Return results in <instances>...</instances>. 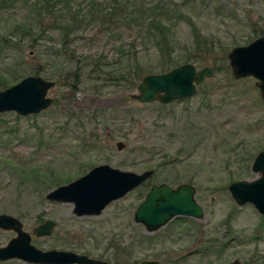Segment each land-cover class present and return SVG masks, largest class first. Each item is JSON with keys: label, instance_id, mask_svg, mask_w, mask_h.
Returning a JSON list of instances; mask_svg holds the SVG:
<instances>
[{"label": "rangeland", "instance_id": "obj_1", "mask_svg": "<svg viewBox=\"0 0 264 264\" xmlns=\"http://www.w3.org/2000/svg\"><path fill=\"white\" fill-rule=\"evenodd\" d=\"M77 1L86 4L90 0ZM173 1L179 7L171 16L166 43L142 41L127 25L120 27L119 41L95 28L84 31L65 48L58 35L34 43L21 40V49L17 47L4 62H22L29 76L38 71V77L55 81L48 97L57 102L37 115L0 113V214L24 216L29 228L37 225L33 219L38 214L58 221L50 243L54 246L60 245L65 230L73 225L80 229L83 240L78 253L109 264H141L144 259L161 264H228L236 260L264 264V215L252 205L237 206L228 190L234 182L260 177L251 167L264 151V101L256 80L234 79L229 60L221 53L264 36V0ZM5 25V21L0 23V46L5 45ZM119 48L126 52L125 57L120 58ZM186 54L199 56L203 64H190L198 69L209 66L214 75L193 97L163 107L127 100L138 93V85L148 74L133 87L124 82L97 84L93 81L97 75L91 76L87 70L75 92L68 89L64 78L66 67L88 63L92 69L98 62L118 68L121 60L128 67L139 65L144 71L162 74L159 68L165 59L180 61ZM4 57L0 53V71L5 68ZM226 64L230 73L223 68ZM103 84L107 86L98 95L94 87ZM118 142L126 145L123 151H118ZM101 165L137 174L153 170L154 174L99 216L77 218L73 205L46 203L49 191ZM184 183L198 189L196 198L205 209L204 220L196 222L189 237H182L175 223L147 234L134 221V213L150 187ZM39 189L43 193L36 192ZM13 237L12 232L0 230V248ZM213 239L217 240L216 251L199 253ZM225 244L229 246L218 252Z\"/></svg>", "mask_w": 264, "mask_h": 264}, {"label": "water", "instance_id": "obj_2", "mask_svg": "<svg viewBox=\"0 0 264 264\" xmlns=\"http://www.w3.org/2000/svg\"><path fill=\"white\" fill-rule=\"evenodd\" d=\"M227 58L233 78L255 79L264 101V36L246 46L233 48ZM213 75L214 70L209 66L198 69L193 64H184L167 73L147 75L138 85V93L129 95L127 100L141 104L157 102L169 105L193 97L197 88ZM55 87V81L28 76L0 91V113L15 112L24 117L42 113L53 104L48 93ZM125 148L124 143H117L118 151ZM251 170L260 177L254 181L234 182L229 185L228 190L237 206L252 205L259 214L264 215V151L255 157ZM153 174V170L137 174L101 165L80 179L58 187L49 194L48 199L74 204V211L79 217L99 216L111 203L123 199L148 182ZM196 194L197 190L191 184L181 185L178 189H173L168 184L153 185L138 207L135 221L143 224L148 232L154 233L176 217L203 219L205 212L198 203ZM16 223L18 221L15 218L0 215V229H13ZM52 224L49 221L36 228L35 234L38 237L50 236ZM14 258L34 264H108L106 261L70 252L43 253L30 245V238L26 233H20L6 247L0 248V261ZM143 264L159 262L144 261ZM229 264L240 263L235 261Z\"/></svg>", "mask_w": 264, "mask_h": 264}, {"label": "trees", "instance_id": "obj_3", "mask_svg": "<svg viewBox=\"0 0 264 264\" xmlns=\"http://www.w3.org/2000/svg\"><path fill=\"white\" fill-rule=\"evenodd\" d=\"M185 5H187L186 2L182 4V7ZM178 7L173 0H90L86 4L77 0H0V23L4 21L6 23L2 33L5 45L0 46V53L5 56L3 60L5 68L0 71V91L8 89L30 75L24 63L17 61V64H14L13 59L12 63L4 62L6 59H11V53L17 47L21 49L23 38L32 40L34 43L44 36L58 35L65 48L90 28H95L119 41L120 27L127 25L132 31L137 32L142 41L154 40L156 43H166L168 33L171 32L169 25L171 16L178 12ZM117 51L120 58L127 55L123 48ZM221 53L225 58L228 54L227 49H222ZM197 57L199 56L186 54L180 61L176 58L165 59L159 68V73L169 72L183 63L197 61L198 64H203ZM88 65V63H79L75 68L64 69V78L69 90L78 91L82 75L87 70H91L89 75H97L93 80L97 84L124 82L130 83L133 87H136V83L144 74L155 73V71H144L139 65L135 69L128 67L122 60L118 68H113L114 64L99 65L98 62L91 65L92 69H89ZM222 66L215 70H221ZM223 68L230 73L227 64ZM40 74L36 71L35 76ZM53 77L55 75L51 76ZM106 86L107 84L100 87L97 85L94 89L100 93L99 90H104ZM160 106L167 105L160 104Z\"/></svg>", "mask_w": 264, "mask_h": 264}, {"label": "flooded vegetation", "instance_id": "obj_4", "mask_svg": "<svg viewBox=\"0 0 264 264\" xmlns=\"http://www.w3.org/2000/svg\"><path fill=\"white\" fill-rule=\"evenodd\" d=\"M53 104H54V100H53ZM184 184H188V183H184ZM184 184H179L178 186H175V187L174 186H171V187L173 189H178L181 185H184ZM141 187H139V188H141ZM151 187L149 189V192L151 190ZM139 188H137V189H139ZM196 190L198 192V189L197 188H196ZM36 192L43 193V191H41L40 189L38 191H36ZM50 193H51V191H49V193L44 197V199H45V201H46V203L48 205H64V204L73 205V214L75 216H77V218H82V217H79L75 213V211H74V209H75L74 204L49 200L48 199V196H49ZM146 195L144 197V200L146 198ZM196 196H197V194H196ZM137 209H136V211H137ZM136 211H135V213H136ZM204 212H205V209H204ZM135 213H134V221H135ZM0 215L11 216V215L4 214V213L3 214H0ZM11 217L15 218L18 221V223H16V225H15V228L9 229V230H4V231L12 232L14 234V237L11 240L19 237V234L20 233H26L29 236V238H30V245L33 246V247H35L36 249H38L39 251H41L43 253H48V252H53V251H57V252H70V253H74V254H77V255H85V256L90 257L89 255L78 253V251L82 248V245H83V240L81 239V236H80L81 231H80L79 228H77V227H75L73 225H70L69 227H67V229L64 232V238H62L61 241L59 242L60 245L59 246L58 245L57 246H54V245H50V243L52 241V238L56 234V231H57V228H58V224H59L58 221H56L54 219L46 218V215H44V214H38V215L35 216V219H33L36 222L37 225L35 227H33V228H29L28 225H27V218L26 217H24V216H22L20 218H17V217H14V216H11ZM84 217H88V216H84ZM202 220H204V218L203 219H196V218H193V217H185V216H183V217H176L171 222H169L167 225H169L170 223H175V225H177L176 230L180 233V235L182 237H189L190 232L196 230V228H195L196 222L202 221ZM229 220H230L229 218L226 219V221H229ZM49 221L53 223L52 224V234L50 236H41V237H38L35 234L36 228H38V227L46 224ZM137 224L143 226V228L145 229V232L147 234H153V233L148 232L147 229H146V227L143 224H141V223H137ZM166 226H164V227H166ZM17 229H19V230H17ZM0 230H3V229H0ZM156 232H154V233H156ZM145 241H146L147 244H150L149 241H151V244H153L155 242V240H153V239H151L149 241L148 240H145ZM216 242H217V240L213 239V240L209 241V243L207 244V246L204 244L206 246V248L203 251L201 250L199 253H202V252L205 253L206 252V254H208V252L210 253V252L216 251V250H214L216 248H213V246H215ZM227 246H229V245L228 244L221 245L219 247V250H217V251L218 252H222L223 250L226 249ZM90 258H92V257H90ZM92 259H95V258H92ZM96 260H99V259H96ZM12 261H18V262L24 263V264H34V263H30V262H27L25 260L18 259V258L6 260V261H0V263H7V262H12ZM100 261H103V260H100ZM144 261H155V262H159V264H161L160 261H157V260H148V259L142 260L141 261V264H143ZM236 261H239V260H236ZM239 263L241 264L240 261H239Z\"/></svg>", "mask_w": 264, "mask_h": 264}]
</instances>
